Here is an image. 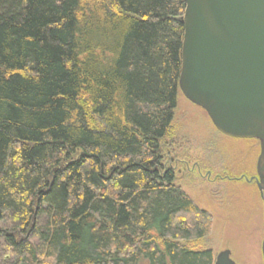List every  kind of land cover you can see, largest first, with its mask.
<instances>
[{"label":"trees","instance_id":"16d2710c","mask_svg":"<svg viewBox=\"0 0 264 264\" xmlns=\"http://www.w3.org/2000/svg\"><path fill=\"white\" fill-rule=\"evenodd\" d=\"M185 8L0 0L1 264L215 263L168 155Z\"/></svg>","mask_w":264,"mask_h":264},{"label":"water","instance_id":"95a60500","mask_svg":"<svg viewBox=\"0 0 264 264\" xmlns=\"http://www.w3.org/2000/svg\"><path fill=\"white\" fill-rule=\"evenodd\" d=\"M185 2L179 88L220 132L259 141L264 200V0ZM214 264L237 263L223 250Z\"/></svg>","mask_w":264,"mask_h":264},{"label":"rangeland","instance_id":"374dc122","mask_svg":"<svg viewBox=\"0 0 264 264\" xmlns=\"http://www.w3.org/2000/svg\"><path fill=\"white\" fill-rule=\"evenodd\" d=\"M168 140L176 183L213 216L204 245L216 255L230 250L237 264H264V200L255 180L259 141L220 132L181 91ZM6 254L0 243V264Z\"/></svg>","mask_w":264,"mask_h":264}]
</instances>
